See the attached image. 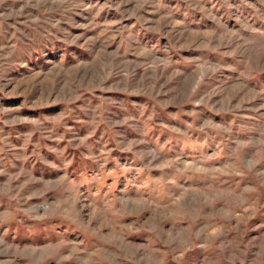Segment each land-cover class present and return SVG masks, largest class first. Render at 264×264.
Masks as SVG:
<instances>
[{"label": "rangeland", "instance_id": "obj_1", "mask_svg": "<svg viewBox=\"0 0 264 264\" xmlns=\"http://www.w3.org/2000/svg\"><path fill=\"white\" fill-rule=\"evenodd\" d=\"M0 264H264V0H0Z\"/></svg>", "mask_w": 264, "mask_h": 264}]
</instances>
